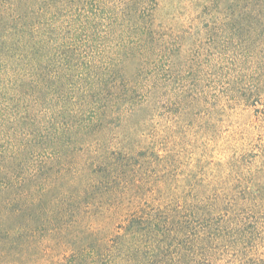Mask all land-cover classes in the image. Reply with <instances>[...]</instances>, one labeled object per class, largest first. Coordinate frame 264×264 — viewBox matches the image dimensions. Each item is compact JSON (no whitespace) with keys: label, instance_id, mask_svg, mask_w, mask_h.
Instances as JSON below:
<instances>
[{"label":"rangeland","instance_id":"1","mask_svg":"<svg viewBox=\"0 0 264 264\" xmlns=\"http://www.w3.org/2000/svg\"><path fill=\"white\" fill-rule=\"evenodd\" d=\"M263 64L264 0H0V264H264Z\"/></svg>","mask_w":264,"mask_h":264},{"label":"trees","instance_id":"2","mask_svg":"<svg viewBox=\"0 0 264 264\" xmlns=\"http://www.w3.org/2000/svg\"><path fill=\"white\" fill-rule=\"evenodd\" d=\"M146 38H147L148 41H150L152 39V37H150L149 35H147ZM117 53H120V52H117ZM131 54H132V52L130 51V52H127V53H125L123 55H118V57L123 60V59L127 58L128 56H130ZM254 65L256 66V70H259V67L261 65H259L258 63H254ZM262 66H264V64ZM256 84H257V87H256L257 93L262 92V90H264V87H263L264 83L262 81L260 82L259 80H257ZM263 94H264V92H263ZM85 97L86 96L83 95L81 97H77L76 99H74V100H76V103H74L75 105H77L80 102L79 105L82 106V107H77V108L75 107V110H74V114L75 115H70L72 113H64L62 118H61V120L65 121L67 119H70L71 117H77L79 115L80 116H84L85 115L84 116V120H83L84 123L82 125V134H81L79 140H81V138H83V137H87V138L90 139L93 136V134H94V130L96 128L104 126V123H105V119H104L105 117H104L103 113H101L100 111L98 113H94V117H89V118L87 117V115L84 113V111L87 110V108L83 107V105H82L83 103H86V98ZM62 138L63 139H60V142L58 144L59 146L62 145V146H60L61 148L67 146V142H68V140L67 141L64 140V136ZM69 140H71V139H69ZM87 170L91 171V173L94 171L93 168H88ZM40 172H42V171H40ZM109 177L110 176H108V175H104V177L101 178V181H98V182H103V183H105L104 181L108 182L107 178H109ZM93 182L94 181L91 180V181H89L87 183L85 181V179H83L76 186H81V187H85L88 190H93L94 189V183ZM70 193H71V195L75 196V194L72 191H70ZM117 195L125 200V198L123 197V195L121 193H117ZM83 196H84L83 197V201H93L92 206H96V204H98V202H99V201L94 200V195H88L87 193H84ZM36 200L39 203H43V202L46 201V198H45L44 195H41ZM9 202L10 201H7V204H5V208H6V211L8 213H11L12 212V207H11L10 204H12V203H9ZM74 202H75V205H74L73 202H72V205H71V207H72L71 212H74L73 208L76 207V203H77V205H79V204L82 205L81 201H74ZM89 204L91 205V203H89ZM15 206H17V205H15ZM0 221H3V220L0 219ZM135 225H137V220L136 219H132V220L128 221V226L125 227V233L123 235L119 236V239H121L120 245L128 244V242L130 241L131 237L140 236V238L143 239V236H141L142 235V233H141L142 225H139V227H136V230L134 231L133 228H134ZM26 226L29 227V224H27ZM28 230L32 234H36L37 233V230L33 226L30 229H28ZM12 233H13V235L10 238L11 242L9 243V245L12 244L11 245V249H14L15 247L19 248L20 247L19 244L22 242V237H24V235H26L27 232H23V230H19L18 231V229L16 227V230L12 231ZM20 238H21V240H20Z\"/></svg>","mask_w":264,"mask_h":264}]
</instances>
